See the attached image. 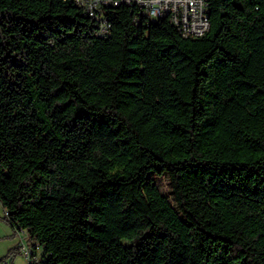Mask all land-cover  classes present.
<instances>
[{
	"label": "trees",
	"instance_id": "trees-1",
	"mask_svg": "<svg viewBox=\"0 0 264 264\" xmlns=\"http://www.w3.org/2000/svg\"><path fill=\"white\" fill-rule=\"evenodd\" d=\"M92 1L0 0L2 220L31 264H264V0Z\"/></svg>",
	"mask_w": 264,
	"mask_h": 264
},
{
	"label": "built area",
	"instance_id": "built-area-1",
	"mask_svg": "<svg viewBox=\"0 0 264 264\" xmlns=\"http://www.w3.org/2000/svg\"><path fill=\"white\" fill-rule=\"evenodd\" d=\"M77 4L87 8L88 13L96 17L99 7L97 1L76 0ZM137 6L149 20H161L166 17L176 18V27L185 30L186 34L193 37H202L210 30L209 0H120L115 2L119 5ZM108 25L102 22L99 35H104L108 31ZM20 234L19 253L27 258L28 264L36 261L34 250L39 248V244L26 243L25 231H18ZM2 264H9L8 261Z\"/></svg>",
	"mask_w": 264,
	"mask_h": 264
},
{
	"label": "crops",
	"instance_id": "crops-1",
	"mask_svg": "<svg viewBox=\"0 0 264 264\" xmlns=\"http://www.w3.org/2000/svg\"><path fill=\"white\" fill-rule=\"evenodd\" d=\"M5 215L6 211L0 203V260L8 256L13 250L19 248L20 244L19 232L15 233L12 228L2 220ZM19 257L23 256L15 252L7 261L9 264H17Z\"/></svg>",
	"mask_w": 264,
	"mask_h": 264
},
{
	"label": "rangeland",
	"instance_id": "rangeland-1",
	"mask_svg": "<svg viewBox=\"0 0 264 264\" xmlns=\"http://www.w3.org/2000/svg\"><path fill=\"white\" fill-rule=\"evenodd\" d=\"M153 180L155 181V183L159 186L161 192L165 195V196H168V197H172L171 195V189H170V183H169V180L166 176H162V177H159V176H153ZM26 243L28 244H32L30 242V239H29V236L26 235ZM38 257L37 258H41V255H42V249H38ZM21 254V253H19ZM21 256L23 257H19L18 258V261H17V264H28L27 262V258L21 254Z\"/></svg>",
	"mask_w": 264,
	"mask_h": 264
},
{
	"label": "bare ground",
	"instance_id": "bare-ground-1",
	"mask_svg": "<svg viewBox=\"0 0 264 264\" xmlns=\"http://www.w3.org/2000/svg\"><path fill=\"white\" fill-rule=\"evenodd\" d=\"M166 19H169L170 22L176 26V18H175V17H166ZM179 30H180V31L182 32V34L185 35V36H187V35H191V36H192V34H186L185 30H183V29H179Z\"/></svg>",
	"mask_w": 264,
	"mask_h": 264
}]
</instances>
